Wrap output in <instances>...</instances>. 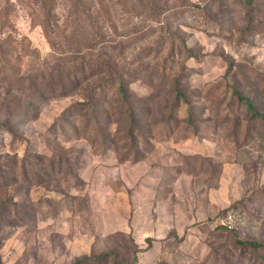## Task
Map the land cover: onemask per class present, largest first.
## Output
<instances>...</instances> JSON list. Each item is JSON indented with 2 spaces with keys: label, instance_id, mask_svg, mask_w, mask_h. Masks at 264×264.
<instances>
[{
  "label": "rangeland",
  "instance_id": "obj_1",
  "mask_svg": "<svg viewBox=\"0 0 264 264\" xmlns=\"http://www.w3.org/2000/svg\"><path fill=\"white\" fill-rule=\"evenodd\" d=\"M9 1L0 0L9 72L61 59L34 0ZM255 1L253 29L244 0H190L166 13L185 50L177 38L161 45V27L136 0H88L103 47L178 79L200 127L187 126V105L173 108L160 79L130 86L143 117L137 149L116 126L113 146L73 118L60 121L77 95L12 119L0 128V264H264V123L233 99L237 89L264 113V0ZM58 3L62 14L71 9ZM232 211L229 230L221 220Z\"/></svg>",
  "mask_w": 264,
  "mask_h": 264
},
{
  "label": "trees",
  "instance_id": "obj_2",
  "mask_svg": "<svg viewBox=\"0 0 264 264\" xmlns=\"http://www.w3.org/2000/svg\"><path fill=\"white\" fill-rule=\"evenodd\" d=\"M68 1L71 9L65 14L60 12L59 0H34L36 10L32 11L34 16L38 14L40 17V25L61 59L44 61L38 64L34 72L26 75L17 71L11 73L9 68L3 65L8 59L5 44H10L9 39L0 36V128L9 130L10 121L23 113L32 110L40 113L43 107L51 102L77 95L80 100L63 112L60 121L73 118L83 124L86 132L96 133V144L113 146L117 142L112 140L111 127L116 126L137 149L138 133L142 128L143 117L141 110H137L132 103L130 86L136 80L145 79L153 87L156 79H160L159 87H164L167 90L166 94L173 95L175 99L173 108L183 103L187 105L186 124L197 132L200 124L192 114V102L189 95L181 89L180 81L170 80L169 76H158V73H150L147 66L132 68L133 63L123 61L121 56L116 54L118 46L111 47L112 52H108L106 47H103L105 42H102V39L105 36L100 18L95 15L97 13H94L95 9L88 4V0ZM136 1L144 7L146 18L161 27V45L166 46L168 40L170 42L177 38L181 40L180 46L183 45L182 48L187 49L186 41L182 40L179 34L180 29L171 30L168 24H164L163 16L175 9L192 6L190 0ZM244 5L247 9L248 28L253 29L256 1L244 0ZM101 8H104V5ZM4 14L5 12L0 8V19L4 18ZM107 21L112 20L108 18ZM113 29L116 30L115 26ZM171 43L172 47L176 45L174 41ZM145 54L147 57L152 55L150 52ZM189 55L190 58L198 57L192 52H189ZM229 63L228 73H233L234 64L232 61ZM233 99L252 115V121L264 123V113L258 109L255 101L237 89H233ZM105 107L109 110H105ZM102 114L107 116L103 117ZM55 130L58 131L59 126H56ZM235 212L227 213L224 217ZM253 246L260 247L259 244ZM95 260L103 263L107 261V257L102 256ZM91 261L92 258L84 257L77 259L76 264H88Z\"/></svg>",
  "mask_w": 264,
  "mask_h": 264
},
{
  "label": "built area",
  "instance_id": "obj_3",
  "mask_svg": "<svg viewBox=\"0 0 264 264\" xmlns=\"http://www.w3.org/2000/svg\"><path fill=\"white\" fill-rule=\"evenodd\" d=\"M221 225L224 228H227L229 230H233L237 225L236 215L235 214H229L226 217L222 218Z\"/></svg>",
  "mask_w": 264,
  "mask_h": 264
}]
</instances>
